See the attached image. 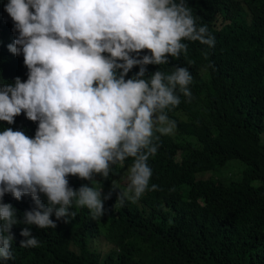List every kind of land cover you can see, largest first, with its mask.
Returning a JSON list of instances; mask_svg holds the SVG:
<instances>
[{"label": "clouds", "instance_id": "obj_1", "mask_svg": "<svg viewBox=\"0 0 264 264\" xmlns=\"http://www.w3.org/2000/svg\"><path fill=\"white\" fill-rule=\"evenodd\" d=\"M183 41L214 46L186 0H0V262L13 259L11 230L35 248L30 229L63 230L73 203L103 217L112 192L102 198L96 176L129 158L115 204L149 190L157 133L182 149L165 110L177 93L191 97L192 75L180 66L146 78L147 66L179 59ZM91 243L103 256L112 249Z\"/></svg>", "mask_w": 264, "mask_h": 264}, {"label": "trees", "instance_id": "obj_2", "mask_svg": "<svg viewBox=\"0 0 264 264\" xmlns=\"http://www.w3.org/2000/svg\"><path fill=\"white\" fill-rule=\"evenodd\" d=\"M186 2L214 46L183 41L187 51L179 59L169 56L168 64L148 65L146 78L188 68L191 97L177 93L180 104L165 111L178 132L199 145H183L177 161V145L157 133L149 190L136 203L115 204L127 188L121 181L129 158L123 167L113 166L107 180L96 176L102 198L112 192L103 217L93 219L73 203L75 217L62 220L63 230L30 229L39 241L35 248L20 247L26 238L11 230L13 259L0 264H264V0ZM235 158L246 165L241 179L224 184L198 178ZM69 185L78 190L87 184L69 179ZM92 241L112 249L103 256Z\"/></svg>", "mask_w": 264, "mask_h": 264}, {"label": "rangeland", "instance_id": "obj_3", "mask_svg": "<svg viewBox=\"0 0 264 264\" xmlns=\"http://www.w3.org/2000/svg\"><path fill=\"white\" fill-rule=\"evenodd\" d=\"M168 135L173 138L179 146H183L189 142L193 143L195 146L199 145L197 138L191 135L181 134L175 128L173 129L172 133ZM182 153V149H179L176 155V160L179 161L182 158ZM245 166L246 165L241 160L235 158L230 160L225 167L198 173V178L212 179L215 181L218 180L224 184H229L234 180L241 179ZM123 182L128 183V177H126ZM107 249L108 246L106 245L102 251Z\"/></svg>", "mask_w": 264, "mask_h": 264}]
</instances>
